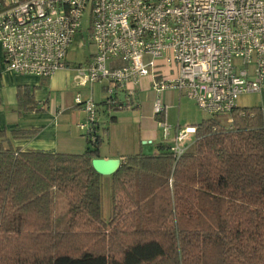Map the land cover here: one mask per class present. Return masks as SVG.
I'll return each mask as SVG.
<instances>
[{
  "label": "trees",
  "instance_id": "1",
  "mask_svg": "<svg viewBox=\"0 0 264 264\" xmlns=\"http://www.w3.org/2000/svg\"><path fill=\"white\" fill-rule=\"evenodd\" d=\"M230 117L201 121L178 160L167 144L126 158L108 217L91 166L99 138L80 155L0 146V264H264L263 112ZM55 193L65 231L54 229Z\"/></svg>",
  "mask_w": 264,
  "mask_h": 264
},
{
  "label": "built area",
  "instance_id": "2",
  "mask_svg": "<svg viewBox=\"0 0 264 264\" xmlns=\"http://www.w3.org/2000/svg\"><path fill=\"white\" fill-rule=\"evenodd\" d=\"M87 14V17H86ZM87 26L92 58L75 71L77 86L106 82L136 94L149 78L158 96L174 90L208 117H226L236 98L264 91V0H0V48L8 71L50 78L67 67L68 51ZM86 114L78 128L95 143L97 105L76 96ZM166 107L156 98L154 117ZM162 140L170 127L158 122ZM195 128L175 132L178 160Z\"/></svg>",
  "mask_w": 264,
  "mask_h": 264
},
{
  "label": "crops",
  "instance_id": "3",
  "mask_svg": "<svg viewBox=\"0 0 264 264\" xmlns=\"http://www.w3.org/2000/svg\"><path fill=\"white\" fill-rule=\"evenodd\" d=\"M79 33L68 51L67 67L50 78L8 71L0 48V146L4 149L83 154L89 144L78 125L85 122L86 114L74 103L75 90L82 91V99L91 97L97 105L95 132L100 141L99 158L117 159L120 164L135 155H157L158 146H169L176 131L194 128L209 118L177 91L165 90L157 96L149 78L142 80L132 97L116 90L111 104L105 102L109 89L106 82L77 86L75 69L87 63L94 51L87 32L89 56L82 54L79 60L75 58L77 43L81 46L84 43ZM252 95L258 96L259 102L253 107H260L264 118V91ZM156 98L166 107L162 121L170 127L167 142L162 140L158 117L153 115ZM174 112L184 118L173 122ZM193 143L194 137H190L188 149Z\"/></svg>",
  "mask_w": 264,
  "mask_h": 264
},
{
  "label": "rangeland",
  "instance_id": "4",
  "mask_svg": "<svg viewBox=\"0 0 264 264\" xmlns=\"http://www.w3.org/2000/svg\"><path fill=\"white\" fill-rule=\"evenodd\" d=\"M87 17V14H86ZM84 39V43L81 46L79 42L77 43V47L74 48V51L76 52L75 58L79 60L82 57V54H86L89 56L90 48H89V39L87 36V26L85 25L83 27V30L79 33ZM77 39V38H76ZM75 39V41H76ZM92 56L90 57V59ZM79 92V93H78ZM78 93V95H76ZM82 91L75 90L73 94L75 96H82ZM143 100V96H141V99ZM259 102V98L256 95L248 94V95H241L236 98V106L239 108H250L255 105H257ZM203 116H206L202 112H200ZM180 117V116H179ZM177 115V112H174L173 114V122L181 121L184 117L179 118ZM219 119L227 124V118L226 117H219ZM173 126V125H172ZM179 129V128H178ZM181 130V129H179ZM103 183V215L104 217L109 216V210H110V178L109 177H103L102 179ZM53 219H54V229L56 231H65L66 225H67V202L64 195L60 193H55L54 197V209H53Z\"/></svg>",
  "mask_w": 264,
  "mask_h": 264
},
{
  "label": "water",
  "instance_id": "5",
  "mask_svg": "<svg viewBox=\"0 0 264 264\" xmlns=\"http://www.w3.org/2000/svg\"><path fill=\"white\" fill-rule=\"evenodd\" d=\"M93 170L102 177L112 176L120 167L117 159L96 158L91 161Z\"/></svg>",
  "mask_w": 264,
  "mask_h": 264
}]
</instances>
